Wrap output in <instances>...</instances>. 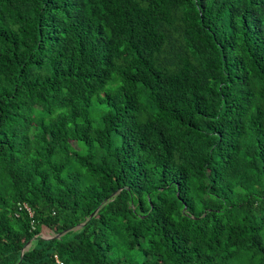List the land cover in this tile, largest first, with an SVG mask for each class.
<instances>
[{"label": "trees", "instance_id": "obj_1", "mask_svg": "<svg viewBox=\"0 0 264 264\" xmlns=\"http://www.w3.org/2000/svg\"><path fill=\"white\" fill-rule=\"evenodd\" d=\"M0 264H264V0H0Z\"/></svg>", "mask_w": 264, "mask_h": 264}, {"label": "rangeland", "instance_id": "obj_2", "mask_svg": "<svg viewBox=\"0 0 264 264\" xmlns=\"http://www.w3.org/2000/svg\"><path fill=\"white\" fill-rule=\"evenodd\" d=\"M40 236L42 238H51L54 236L53 232L45 226L41 227Z\"/></svg>", "mask_w": 264, "mask_h": 264}, {"label": "built area", "instance_id": "obj_3", "mask_svg": "<svg viewBox=\"0 0 264 264\" xmlns=\"http://www.w3.org/2000/svg\"><path fill=\"white\" fill-rule=\"evenodd\" d=\"M23 208L26 209L29 212L30 216H31V213H30L29 209L25 205H23Z\"/></svg>", "mask_w": 264, "mask_h": 264}, {"label": "water", "instance_id": "obj_4", "mask_svg": "<svg viewBox=\"0 0 264 264\" xmlns=\"http://www.w3.org/2000/svg\"><path fill=\"white\" fill-rule=\"evenodd\" d=\"M52 238V237H51ZM51 238H44V239H51Z\"/></svg>", "mask_w": 264, "mask_h": 264}]
</instances>
